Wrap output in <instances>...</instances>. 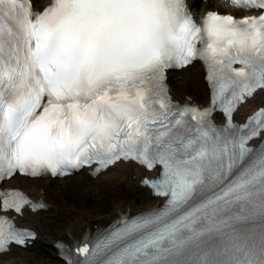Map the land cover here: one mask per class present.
<instances>
[{
    "label": "snow or ice",
    "instance_id": "snow-or-ice-1",
    "mask_svg": "<svg viewBox=\"0 0 264 264\" xmlns=\"http://www.w3.org/2000/svg\"><path fill=\"white\" fill-rule=\"evenodd\" d=\"M230 3L264 13V0ZM196 59L204 109L174 103L166 85L167 70ZM257 90L264 14L208 12L198 25L186 0H51L37 12L0 0V185L121 160L160 166L142 183L163 204L122 214L65 264H264V107L234 122ZM25 205L43 207L0 190V253L35 239L5 215Z\"/></svg>",
    "mask_w": 264,
    "mask_h": 264
},
{
    "label": "bare ground",
    "instance_id": "bare-ground-1",
    "mask_svg": "<svg viewBox=\"0 0 264 264\" xmlns=\"http://www.w3.org/2000/svg\"><path fill=\"white\" fill-rule=\"evenodd\" d=\"M210 1L213 0H207L204 3L202 0H192V5L197 11L203 12L207 9ZM35 2V5L42 6L48 0H36ZM188 69L189 67L170 78L169 85L171 93L175 99L181 101H206L208 99V89L203 80L201 68L196 66L192 72L186 71ZM263 103L264 92H258L250 101L242 106L240 112L242 114L249 113ZM143 175L152 176L154 173H145L140 167L132 163H119L96 178H92L87 173H80V179L75 180L76 184L84 182L80 180L88 179L91 183L94 182L89 188L96 190L98 186L125 183L129 198L126 201H112L111 209L100 214H95L85 208L76 207V209L74 208L75 211H73V214L68 215L66 218L63 217L64 206L56 200V197L60 194L63 195L62 193L69 189L67 184L65 185V190L61 192L60 189L52 191L49 186L50 179L12 178L7 185L23 189L32 198L43 200L47 206L45 213H23V217L20 218L21 225L35 229L38 238L31 249L21 250L16 253V256H20V253H23L25 256L49 253L56 259V264H63L56 256L57 251L53 247V244L58 239L71 242L76 239L80 240L84 236L89 237L96 230L106 227L120 213L129 212L134 214L151 209L159 203L161 204V200L153 198L148 189L140 186L139 179ZM95 226H97L96 229ZM14 254L11 251L9 254L0 255V264H6V262L11 261ZM20 261H25V257L21 258Z\"/></svg>",
    "mask_w": 264,
    "mask_h": 264
},
{
    "label": "rangeland",
    "instance_id": "rangeland-1",
    "mask_svg": "<svg viewBox=\"0 0 264 264\" xmlns=\"http://www.w3.org/2000/svg\"><path fill=\"white\" fill-rule=\"evenodd\" d=\"M196 87L200 90L198 86ZM75 180V177L69 180L68 183L72 181L67 184L69 189L63 192V195L60 194L56 197V200L64 206V218L72 215L76 207L85 208L95 214H100L111 209L112 201H126L129 198L125 183L119 185L107 184L98 186L96 190H91L89 186L93 184L90 181L76 184ZM50 187L54 191L58 186L52 182L50 183ZM21 258L19 256H13L11 261L6 262V264H56V260L49 253L25 256V261L22 262L20 261Z\"/></svg>",
    "mask_w": 264,
    "mask_h": 264
}]
</instances>
